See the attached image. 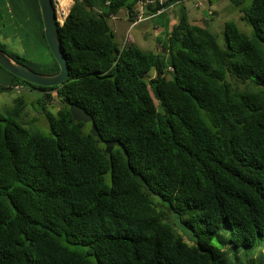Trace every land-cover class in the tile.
I'll use <instances>...</instances> for the list:
<instances>
[{"label": "trees", "instance_id": "obj_1", "mask_svg": "<svg viewBox=\"0 0 264 264\" xmlns=\"http://www.w3.org/2000/svg\"><path fill=\"white\" fill-rule=\"evenodd\" d=\"M139 1L72 0L58 85L0 65V92H39L48 122L23 121L21 94L0 112V264H264V0H229L251 32L225 21L224 47L167 0L178 10L163 53L116 39L112 16L131 23ZM6 3L50 60L40 70L0 48L56 74L37 0ZM71 103L92 121H73Z\"/></svg>", "mask_w": 264, "mask_h": 264}, {"label": "rangeland", "instance_id": "obj_2", "mask_svg": "<svg viewBox=\"0 0 264 264\" xmlns=\"http://www.w3.org/2000/svg\"><path fill=\"white\" fill-rule=\"evenodd\" d=\"M62 1L64 2V0ZM3 5L2 0H0V42L5 45L4 47L7 51L32 61L38 69L43 70L50 60L45 47L37 43L34 33L30 31L31 26H24V30H22V27L15 30V18L12 19L13 14L9 12L7 3ZM184 5L189 19L202 20L201 22L196 21L206 25L207 28L214 32L218 43L222 47L225 45V21H234L241 31L245 33L251 32V26L244 24L240 20V13L229 0H213L211 4H208L207 0H185ZM196 5L199 7L196 8ZM177 10L176 5L170 6L165 10V14L160 15L159 13L160 16L147 18L135 25H131L124 13L125 11L122 10L110 21V25L115 30L116 39L120 45L125 41L126 43L133 41L143 50L163 53L161 45L165 39V34L177 21ZM210 13L213 15L210 16ZM166 21L168 26L164 31ZM18 24L22 23L18 21ZM0 81H2L1 77ZM19 94L23 95L26 100L23 121L25 123L33 121L37 128L48 133L47 119L37 109V107H40L39 104H36V98L40 96L39 92L26 91L24 89L0 92V112L7 115L14 107L13 99ZM46 107L54 112L57 109V104L51 102L46 104ZM18 122L21 123L20 121ZM261 249L264 254V247Z\"/></svg>", "mask_w": 264, "mask_h": 264}, {"label": "water", "instance_id": "obj_3", "mask_svg": "<svg viewBox=\"0 0 264 264\" xmlns=\"http://www.w3.org/2000/svg\"><path fill=\"white\" fill-rule=\"evenodd\" d=\"M39 11L43 24L44 37L47 45L56 60L59 71L54 75H47L41 72L35 71L30 67L21 64L20 62L12 59L3 49L0 48V65L8 70L10 73L18 76L28 82H31L40 86H53L58 85L65 80L69 75V67L67 60L63 55L60 47V41L58 39L57 20L55 14V7L53 0H37ZM69 112L72 116V120L75 122L88 123L92 121V115L85 110V108L78 104L71 103L69 105ZM91 132H93L98 139V131L94 124H91ZM103 149L110 151L107 148V143H104Z\"/></svg>", "mask_w": 264, "mask_h": 264}, {"label": "built area", "instance_id": "obj_4", "mask_svg": "<svg viewBox=\"0 0 264 264\" xmlns=\"http://www.w3.org/2000/svg\"><path fill=\"white\" fill-rule=\"evenodd\" d=\"M166 1L167 0H142V1H139L137 3V5L135 6V10H134L135 12H134L133 21L131 22V25H135L137 23H140V22L146 20L147 18H150L152 16H156L157 14H159L160 12L165 10L163 4ZM53 2H54V7H55L57 24L62 25L64 18L68 12L69 6L72 3V0H64V2L62 0H53ZM156 3L158 5H160V8L157 9L153 14L151 13V14L147 15L144 12L145 9H143V8H145L146 5L156 4ZM112 18L114 19L115 16H112ZM13 88L15 90H21L22 89L18 85H14Z\"/></svg>", "mask_w": 264, "mask_h": 264}, {"label": "crops", "instance_id": "obj_5", "mask_svg": "<svg viewBox=\"0 0 264 264\" xmlns=\"http://www.w3.org/2000/svg\"><path fill=\"white\" fill-rule=\"evenodd\" d=\"M157 16V15H156ZM128 19V18H127ZM150 19V18H149ZM14 28H15V30H18V28H19V26H18V23L17 22H14ZM41 44V43H40ZM42 45V44H41ZM44 47V46H43Z\"/></svg>", "mask_w": 264, "mask_h": 264}]
</instances>
